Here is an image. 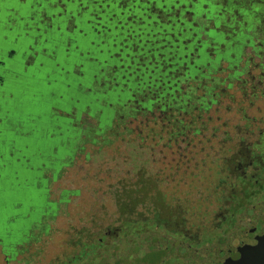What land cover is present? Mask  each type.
<instances>
[{"label": "trees", "instance_id": "16d2710c", "mask_svg": "<svg viewBox=\"0 0 264 264\" xmlns=\"http://www.w3.org/2000/svg\"><path fill=\"white\" fill-rule=\"evenodd\" d=\"M213 1L181 0L180 15L171 17L168 24L159 23L156 30L150 29L147 20L137 27L124 25L125 20L117 25L109 13L103 15L106 30L93 23L87 25L90 40L75 64L81 63L82 67L71 72L69 86L58 92L65 95L58 104L68 106L70 115L42 111L36 120L37 131L25 137L20 151L12 157L0 151V160L9 162L5 166L0 163L1 250L14 258L20 246L34 239L39 224L55 218L59 206L79 193L62 189L56 200L50 199L49 178L44 171L52 170L51 179H55L68 161L80 154L81 142L87 141V126L94 124L98 136L108 134L118 123L130 124L125 116L117 117L115 105H130L142 122L148 121L153 111L159 117L183 96V80L208 78L218 63L233 61L231 53L238 60L242 48L238 42L244 39L242 24L247 20L251 25L253 15L243 17L240 25L235 20L230 24L221 11L231 6ZM255 9L264 10V4H257ZM200 16L205 23L197 22ZM236 24L241 27L239 31L233 30ZM95 28L100 29V36L93 32ZM23 126L28 129L27 123ZM141 191L147 196L144 189ZM133 196L131 191L126 193L131 206L123 203L116 210L117 226L112 230L100 228L91 234L93 239L82 240L76 253L60 264H98L100 260V264H124L137 255L135 249L142 252L136 264H148L144 260L153 256L147 248L152 239L151 225L143 212L135 213L137 200ZM161 207L159 219L168 211L166 206Z\"/></svg>", "mask_w": 264, "mask_h": 264}, {"label": "flooded vegetation", "instance_id": "af4514ba", "mask_svg": "<svg viewBox=\"0 0 264 264\" xmlns=\"http://www.w3.org/2000/svg\"><path fill=\"white\" fill-rule=\"evenodd\" d=\"M180 1L0 0V151H7L10 157L20 151L25 146V137L37 131L36 120L42 111L70 115L68 109L57 106L59 100L65 99V95L58 92L69 86V65L82 57V47L90 40L87 25L93 23L106 30L103 15L109 13L117 25L125 20L124 25L131 23L137 27L147 20L150 29L156 30L159 23L168 24L171 17L180 15L183 7ZM213 3L231 6L221 11L230 24L232 20L239 23L243 17L253 15L251 25L247 20L242 24L244 39L238 42L242 45L238 60L234 59L236 54L231 53L233 61L221 62L237 69L232 78L240 73L245 76L247 109L253 112L246 120L250 121L249 132L254 131L257 137L254 145H261L264 136V39L256 42L254 30L264 21V10L255 9L257 4H264V0H214ZM198 21L205 23L201 16ZM239 25L233 30L239 31ZM93 32L97 36L101 34L98 28ZM235 34L233 32L232 36ZM243 55L248 58L239 71L238 62ZM253 57L256 62L251 69ZM73 67L72 71H77L82 64ZM25 123L28 129L24 128ZM252 145L247 143L239 158H194L195 176L216 172L222 175L216 189L224 190L228 185L230 192L220 198L215 195V203L204 211L203 218L202 208L198 209L201 224L194 233L185 228L183 208L172 209L165 205L168 209L165 216L150 223L164 231L161 250L151 261L146 259L148 264H222L238 256L235 250L245 241L249 228L264 220V158L252 151ZM183 159L185 162L186 158ZM0 163L5 166L9 162L1 159ZM188 165L185 170L190 169L191 163ZM159 230L157 232L161 233ZM1 253L6 262L11 258L10 253L3 250Z\"/></svg>", "mask_w": 264, "mask_h": 264}, {"label": "rangeland", "instance_id": "374dc122", "mask_svg": "<svg viewBox=\"0 0 264 264\" xmlns=\"http://www.w3.org/2000/svg\"><path fill=\"white\" fill-rule=\"evenodd\" d=\"M254 38L256 42L264 39V21L255 28ZM87 46L85 44L82 50ZM247 58L245 55L240 58L239 71ZM253 59L251 69L256 62L255 57ZM79 60L71 62V72ZM234 70L237 69L220 62L206 79L183 80V96L159 117V113L153 111L151 118L142 122L140 114L134 113L130 105H115L117 117L125 116L130 124L118 123L108 134L98 136L94 134V124L87 126V141L81 142L80 154L69 160L55 179H51L52 170L44 171L49 178L50 199L56 200L62 189L79 193L59 206L55 218L39 224L34 239L20 246L14 258L6 262L0 245V264H60L66 256L76 253L82 240L93 239L91 234L100 228L112 230L119 224L116 210L129 202L125 195L130 191L137 200L135 213L143 212L149 224L159 219L161 206L169 205L172 209L180 206L185 228L194 233L201 224V213L203 218L204 211L215 203V195L220 198L230 192L228 185L224 190L216 189L222 179L216 172L195 176L194 158H239L247 143H252V151L264 158V136L261 145H254L257 137L254 131L249 132L250 121L246 120L253 112L247 109L245 76L240 73L232 78ZM100 87L101 83L97 88ZM58 105L68 109L65 104ZM133 114L135 117L131 118ZM91 139L96 142L92 143ZM188 162L190 169L185 170ZM142 189L147 196L142 195ZM153 227H149L153 238L150 245L147 244L153 252L151 258L161 250L164 231L155 226V234ZM134 251L137 255L124 264H136L142 252Z\"/></svg>", "mask_w": 264, "mask_h": 264}, {"label": "water", "instance_id": "95a60500", "mask_svg": "<svg viewBox=\"0 0 264 264\" xmlns=\"http://www.w3.org/2000/svg\"><path fill=\"white\" fill-rule=\"evenodd\" d=\"M235 252V258L222 264H264V220L249 228L246 239Z\"/></svg>", "mask_w": 264, "mask_h": 264}]
</instances>
